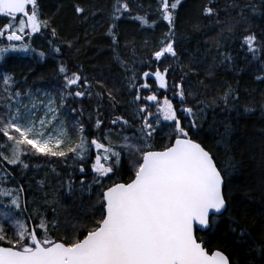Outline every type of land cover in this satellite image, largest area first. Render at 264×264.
<instances>
[{
    "label": "trees",
    "instance_id": "1",
    "mask_svg": "<svg viewBox=\"0 0 264 264\" xmlns=\"http://www.w3.org/2000/svg\"><path fill=\"white\" fill-rule=\"evenodd\" d=\"M37 2L40 18L49 21L48 28L31 37L25 36L23 41L15 44L29 43L33 49L45 53L58 46L61 52L46 55L43 60L34 59L32 53L11 50L5 53L0 59V74L14 77L11 91H20V97H25L29 90L37 94L46 92L60 102L63 77L58 73V65L64 62L69 75L79 72L90 82L88 90L93 93L91 97L65 101L63 115L68 124L81 120L88 131L100 137L111 129L110 138L119 150L123 136L139 135L141 121L138 116L134 118V113L139 105L148 104L134 99L136 88L144 83L142 73L168 68L171 92L174 93V84L182 83L185 100L182 103L176 96L177 101L182 106L192 107L197 114L198 128L195 133L190 130V135L213 154L217 166L222 168L225 192L231 191L232 194L229 207L233 218L247 230L251 239L246 243L236 239V234L230 231V226L235 227V224L228 218V213L221 218L214 233L197 231V235L204 238L209 248L225 251L235 264H264V256L249 251L264 245V79L256 78L264 76V71H261L264 68V0H181L173 10V39L177 55H166L160 61L155 60L153 53L159 50L165 33L169 31L168 23L160 16V0H127L131 11L115 21V44L108 34L115 0ZM77 5L85 11L76 13ZM206 6L213 7L215 14L206 15ZM137 14L146 16L149 24L142 25L133 19ZM152 21H155L154 26H151ZM3 22L0 17V27ZM229 27L233 29L232 33L227 31ZM52 28L56 29V36L51 35ZM245 29L257 36L261 48L257 60H253L246 49L240 48L238 38L247 34ZM49 41H52L51 45ZM5 45V41L0 39V46ZM223 53H230L233 60L222 62ZM147 82L150 90L141 89V97L158 91L152 79L147 78ZM229 86L233 92L225 103L221 97ZM4 88L0 76L2 116L4 106L18 99L10 97ZM71 90L75 92L85 88L73 86ZM108 92L112 93L114 101L109 99ZM125 92L130 94L129 98ZM73 108L77 113L83 109V114L73 113ZM246 108L250 111H245ZM97 109L104 120L99 130L91 127ZM89 115L92 120H89ZM115 116L129 120L132 128L111 126L109 121ZM153 121L156 131L148 143L152 149H161L166 146L173 127H163ZM226 125L230 127V135H225ZM68 159L67 164L61 166L54 164L50 157L40 155L24 157L29 164L27 169L8 166L12 175L6 170L0 172V177L10 173L6 180H0V189L18 195L21 207L15 210L8 204L9 199L0 195L2 207L11 209L18 218L32 222L34 226L42 216L49 222L53 238H71L77 229L79 238L83 236L87 227H92L93 221L99 219L97 194L100 187L94 185L91 191L86 186L82 187L79 165L73 167L71 155ZM130 169L129 157L122 153L120 170L111 179L105 178L103 185L106 187L117 179L128 180L132 175ZM94 175H86L84 179L91 184ZM70 178L74 185L71 193L67 188ZM21 186L23 191L19 190ZM53 221L55 228H51ZM4 226L8 229L7 223ZM7 234L11 236L12 231L9 229Z\"/></svg>",
    "mask_w": 264,
    "mask_h": 264
},
{
    "label": "snow or ice",
    "instance_id": "2",
    "mask_svg": "<svg viewBox=\"0 0 264 264\" xmlns=\"http://www.w3.org/2000/svg\"><path fill=\"white\" fill-rule=\"evenodd\" d=\"M180 3L181 0H160V16L168 23L169 31L165 33L159 50L153 53L157 61L166 55H177L173 39V10L177 9ZM75 11L80 14L85 9L77 5ZM130 11L127 0H115L111 13L112 24L108 30L114 44L115 21ZM204 12L206 15L215 14L211 6H206ZM0 14L10 18L9 23L0 27V37L6 35L8 41H23L25 36L31 37L41 33L49 26L48 20L40 18L37 0H0ZM17 14H22L26 19L20 18L17 23ZM133 19L140 21L142 25L149 24L146 16L137 14ZM154 25L155 21H152L151 26ZM227 31L232 33L233 29L229 27ZM245 32L247 34L238 38L240 48L246 49V53L250 54L253 60H257L261 51L257 36L248 29H245ZM51 35H57L55 28L51 29ZM49 44L51 45L52 41H49ZM10 50L32 53L33 58L39 60H43L46 55L61 52L58 46L45 53L33 49L29 43H13L0 46V59ZM222 56V62L233 60L230 53H223ZM261 71H264V68ZM168 72V68L163 71L157 68L154 72L142 73L145 82L136 88L134 99L154 102L157 112H151L148 104L139 105L134 113V118L138 116L141 121L139 135L123 136L119 150L110 138L111 129L100 137L88 131L81 120H74L71 130L65 122L58 121L59 109L64 107L67 99L93 95L88 90L91 87L90 82L79 72L69 75V69L64 62L58 65V73L63 77L59 105L56 104V97L47 93L46 104L36 100L31 90L25 93L32 101L31 107L19 105L13 110L10 104L6 105L8 110L0 116V134L6 140L0 147L7 148L9 154L5 155L0 151V158L10 165L27 169L29 164L25 162L24 157L42 155L67 159L71 155L74 163L79 165V173L82 174L80 185L86 186L89 191L94 185L100 187L97 194L100 212L99 219L93 221L92 227H87L82 239L79 238V229L71 238H53L49 222L42 216L39 223L33 227L13 212H0V264H235L225 251L209 248L204 238L196 234L197 231L214 233L221 218L228 213V218L235 224V227L230 226V231L236 234V239L245 243L251 239L247 230L233 218L232 209L229 207L232 194L231 191L225 192V175L222 168L217 166L213 154L190 135V130L195 133L198 128L196 112L192 107L177 109L168 96H164L160 101L156 93L145 97L140 95L141 89L150 90L151 86L147 83L149 77H154L159 88L167 89ZM0 76L5 86L4 91L8 92L10 97L19 98L22 95L20 91H11V86L15 83L14 77L9 74ZM256 78L264 79V76ZM73 86L84 87L85 90L73 92ZM173 92L183 103V84H174ZM232 92L233 89L229 86L221 99L227 103ZM108 97L114 101L111 92H108ZM38 105H43L45 109L44 115L39 119L33 111ZM21 107L24 108L23 113ZM245 111L250 109L246 108ZM72 112L77 113V109L73 108ZM179 113H184V117ZM77 114L82 115L83 109ZM189 117L192 119H188ZM161 118L172 123L173 134L170 140L173 142L162 150L154 151L148 143L156 131L150 120H155L159 125ZM182 119L187 120V123H182ZM89 120H92L91 115ZM109 124L119 125L121 129L125 126L132 128L129 120L123 116L113 117ZM103 125L104 120L100 118L97 109L91 127L99 130ZM225 135H230V127L227 125ZM93 149L95 158L90 167L95 175L89 184L84 179L87 175L85 165ZM122 153L129 157L132 175L125 182L117 179L105 187L103 180L111 179L120 170ZM8 175L10 173H5L0 180H6ZM73 187L70 178L67 181L70 193ZM19 190L23 191V187ZM0 195L10 196V206L17 211L20 209L18 195H13L12 191L7 189H0ZM5 223L8 224V229L5 228ZM55 227V221L51 222V228ZM9 229L12 231L11 236L7 234ZM252 244H255V241H252ZM249 251L264 256V245L250 248Z\"/></svg>",
    "mask_w": 264,
    "mask_h": 264
},
{
    "label": "flooded vegetation",
    "instance_id": "3",
    "mask_svg": "<svg viewBox=\"0 0 264 264\" xmlns=\"http://www.w3.org/2000/svg\"><path fill=\"white\" fill-rule=\"evenodd\" d=\"M0 17H1L2 21H4L1 27H3L5 24H7V23L10 22V18L4 17L2 14H0ZM0 39L5 41V43H6L5 46H7V45H9V44H12V41H8V40H7L6 35H5L4 37H0ZM149 78L152 79L153 82H155V83L157 84V82L155 81L154 77H149ZM143 79H145V78L143 77ZM145 91H147V89H145ZM156 94H157V96H158V98H159L160 101L163 100L164 96H168V98L172 100L173 104L177 107V109H179V108H181V107H187V106H182V105H180V103L177 101L178 98L174 95V93L171 92L170 89H168L167 91H164V90L161 89V90H159V91H156ZM149 110H150L151 112H153V113H156V112H157V109H156L155 103H154V104H151V105L149 106ZM179 115L183 118L185 114H184V113H179ZM0 116H2V115H0ZM188 119H191V117H189ZM150 122H154V121H153V120H150ZM182 123H185V124H186V123H187V120L182 119ZM161 124L163 125V127H165V126H169V127L172 126V127H173V125H172L171 122L163 121L162 118H161ZM159 125H160V124H159ZM172 134H173V130H172ZM172 134H171V136H172ZM171 136H170V137H171ZM5 139H6V138H4V140H5ZM172 142H173V141L170 140V138H169V139L167 140V144H166V145H169V144L172 143ZM162 149H163V148H162ZM94 158H95V149H93V150L91 151L90 156H89V158H88V161H87V163H86V165H85L87 175L92 174V171H91V167H90V165H91V163L94 161ZM8 166H10V164H8L7 161H4L2 158H0V169H1L0 172H2L3 170H4V171L6 170V171L10 172L11 175H12V171H11V169H9ZM120 181L125 182V181H123V180H120ZM126 181H127V180H126ZM22 200H23V203L25 204V203H26V198L24 197V195H23Z\"/></svg>",
    "mask_w": 264,
    "mask_h": 264
},
{
    "label": "rangeland",
    "instance_id": "4",
    "mask_svg": "<svg viewBox=\"0 0 264 264\" xmlns=\"http://www.w3.org/2000/svg\"><path fill=\"white\" fill-rule=\"evenodd\" d=\"M23 18L26 19L25 17H23ZM13 42L15 44L16 42H20V41H13ZM45 94H46V92H42V93H38V94L32 93V96L36 100H41L46 104L47 103V97L45 96ZM47 94H49V93H47ZM49 95L53 96L52 94H49ZM31 103H32V101L30 100L29 96L26 95L25 97H20L16 101L10 102L9 104L12 106V109L15 110V108L18 107L19 105H28L29 107H31ZM56 104L59 105V101L56 100ZM3 110H4L3 112L5 113L8 109L6 108V106H4ZM20 110H21V113L24 112L23 107H21ZM33 111L35 112L36 118L39 119V117L44 115L45 109H44L43 105H38L37 108L34 109ZM58 121L65 122L69 129H71L73 122H74V121H72V122H70V124H68L66 116L63 115V107H61L59 109ZM5 197H7L9 199V202L11 201L10 196H5ZM8 204H10V203H8ZM2 206L3 205L0 203V212H12L11 209H9V208L4 209ZM28 225H29V223H28Z\"/></svg>",
    "mask_w": 264,
    "mask_h": 264
},
{
    "label": "bare ground",
    "instance_id": "5",
    "mask_svg": "<svg viewBox=\"0 0 264 264\" xmlns=\"http://www.w3.org/2000/svg\"><path fill=\"white\" fill-rule=\"evenodd\" d=\"M125 96H126L127 98H129L130 94H129L128 92H125ZM130 104H131V103H130ZM5 140H6V139H5ZM5 140H4V137H3L2 134H1V135H0V144H1L2 142H4ZM3 144H4V143H3ZM0 148H2L3 152L5 153V155H8V154H9L7 148H4V147H0ZM54 160H55V161H54ZM51 161L55 162L54 164H58V165L64 166V165L67 164V162L69 161V159H68V158H67V159L51 158ZM74 166H75V163H74L73 167H74ZM28 222H29V221L26 220V223H28Z\"/></svg>",
    "mask_w": 264,
    "mask_h": 264
},
{
    "label": "water",
    "instance_id": "6",
    "mask_svg": "<svg viewBox=\"0 0 264 264\" xmlns=\"http://www.w3.org/2000/svg\"><path fill=\"white\" fill-rule=\"evenodd\" d=\"M29 6H31V5H29ZM18 15H19V14H17V16H18ZM149 103H152V102H149ZM202 146H203V145H202ZM206 150H207V149H206ZM154 151H159V150H154ZM32 226H33V225H32ZM82 238H83V237H82ZM82 238H81V239H82ZM5 246H6V245H5Z\"/></svg>",
    "mask_w": 264,
    "mask_h": 264
}]
</instances>
